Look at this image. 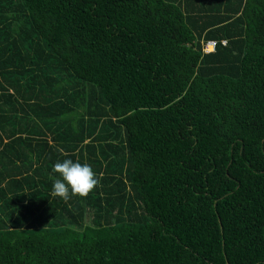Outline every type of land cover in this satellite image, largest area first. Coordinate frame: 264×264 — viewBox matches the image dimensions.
I'll list each match as a JSON object with an SVG mask.
<instances>
[{
  "label": "trees",
  "instance_id": "obj_1",
  "mask_svg": "<svg viewBox=\"0 0 264 264\" xmlns=\"http://www.w3.org/2000/svg\"><path fill=\"white\" fill-rule=\"evenodd\" d=\"M0 264H264V0H0Z\"/></svg>",
  "mask_w": 264,
  "mask_h": 264
},
{
  "label": "clouds",
  "instance_id": "obj_2",
  "mask_svg": "<svg viewBox=\"0 0 264 264\" xmlns=\"http://www.w3.org/2000/svg\"><path fill=\"white\" fill-rule=\"evenodd\" d=\"M52 172L58 173L59 176L52 184L50 195L65 201L69 199V194L86 197L99 182L89 164L74 162L72 159L55 163Z\"/></svg>",
  "mask_w": 264,
  "mask_h": 264
},
{
  "label": "built area",
  "instance_id": "obj_3",
  "mask_svg": "<svg viewBox=\"0 0 264 264\" xmlns=\"http://www.w3.org/2000/svg\"><path fill=\"white\" fill-rule=\"evenodd\" d=\"M222 46H225L226 42L221 43ZM216 43L214 42H206L205 45H203V53L204 54H209L213 53L215 50Z\"/></svg>",
  "mask_w": 264,
  "mask_h": 264
}]
</instances>
